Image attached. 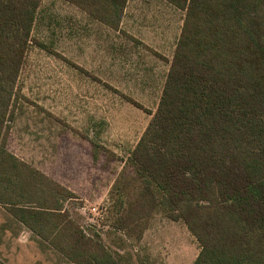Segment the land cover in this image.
<instances>
[{
  "label": "trees",
  "instance_id": "1",
  "mask_svg": "<svg viewBox=\"0 0 264 264\" xmlns=\"http://www.w3.org/2000/svg\"><path fill=\"white\" fill-rule=\"evenodd\" d=\"M68 1L112 29L128 3ZM166 1L183 26L131 172L110 191L111 226L141 240L162 214L198 241L193 264H264V0ZM41 2L0 0V204L75 264H121L66 207L77 195L8 149Z\"/></svg>",
  "mask_w": 264,
  "mask_h": 264
},
{
  "label": "rangeland",
  "instance_id": "2",
  "mask_svg": "<svg viewBox=\"0 0 264 264\" xmlns=\"http://www.w3.org/2000/svg\"><path fill=\"white\" fill-rule=\"evenodd\" d=\"M184 16L166 0H128L112 29L68 0H42L20 72L9 151L77 195L66 207L121 264H164L148 241H167L184 264L199 252L185 223L162 214L141 240L111 226L110 191L156 113ZM15 221L0 204V241H23ZM27 232L30 249L42 239Z\"/></svg>",
  "mask_w": 264,
  "mask_h": 264
},
{
  "label": "crops",
  "instance_id": "3",
  "mask_svg": "<svg viewBox=\"0 0 264 264\" xmlns=\"http://www.w3.org/2000/svg\"><path fill=\"white\" fill-rule=\"evenodd\" d=\"M70 190V189H69ZM15 222L19 226V234L20 239L23 241H17L19 244H22V248L17 246L18 243H14L13 241H0V263L4 264H75L69 261L65 256L58 253L48 242L36 241L35 244L31 246L29 249V231L30 233L36 235L31 230H29L23 223L20 221ZM4 225V224H3ZM4 236V235H3ZM40 238V237H38ZM154 249V256L162 255L164 264H184V259L180 256L173 257V254L170 247L167 246V241H148ZM198 242V241H196ZM199 245V243H198ZM184 246H187V241H184ZM200 246V245H199ZM199 247V252H200ZM198 252V254H199ZM197 254V256H198ZM196 256V257H197ZM196 259V258H195ZM194 259V261H195ZM162 260V258H161ZM173 261V262H172ZM193 261V262H194Z\"/></svg>",
  "mask_w": 264,
  "mask_h": 264
}]
</instances>
